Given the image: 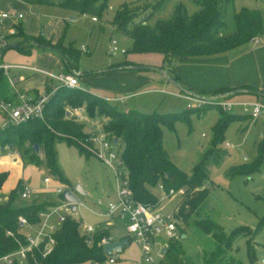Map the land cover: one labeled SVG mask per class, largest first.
Returning <instances> with one entry per match:
<instances>
[{"label":"rangeland","instance_id":"1","mask_svg":"<svg viewBox=\"0 0 264 264\" xmlns=\"http://www.w3.org/2000/svg\"><path fill=\"white\" fill-rule=\"evenodd\" d=\"M62 1L50 0L48 4H28L22 0H0V10L11 14L9 23L15 21L17 14H22L23 19L16 22L26 26L27 34L40 36L49 40L52 45L63 36L64 47L81 51L74 63L67 57L70 63L76 65V71L73 70L72 74H76L79 88L89 89L117 110L159 114L181 113V119L174 123L173 128L162 127V143L167 157L188 176L192 175L195 165L204 161L207 173L204 185L209 189V193L190 217L189 226L186 228L173 216L185 194V188L176 189L173 195H166L165 191L158 187L152 190L159 200L157 211L173 217L179 236L164 242L162 258H156L154 253V262L144 264L164 263L165 251L170 252L173 249L180 252L182 250L184 258L191 264H206V255L215 251L217 242L211 234L198 229L195 221L210 219L221 227L226 235L241 227H248L254 232L264 218V114L251 122L246 114L241 113V109L235 108L233 114L238 117L229 120L219 132V106L186 111L189 106H197L196 97L206 99L214 95L189 94L181 90L167 78L171 72L167 71V62L162 56L158 53L135 51L132 38L117 30L113 23L115 15L118 14L120 22L130 18V22L137 23L147 17L145 24L153 27L158 20L170 19L178 5L183 6L188 14L198 12L201 6L194 0H161L160 5L155 8L152 5L158 0H100L99 4L105 7L104 11L101 17H97V21H92V15L83 16L72 12L61 6ZM242 8L260 13L263 35L259 38L264 40V0L230 2L226 6V25L221 30V35H229L236 31L234 16ZM71 17H74V20H71ZM14 39L10 45L14 44ZM112 40L116 41L119 49L126 52H112ZM39 50L35 48L29 55L23 56L17 49H9L0 57V64H34L41 67L42 60H51L38 56ZM60 57L62 58L61 55ZM123 63L126 64L124 69H115L117 65ZM14 73L11 71L6 77ZM19 73L24 75L22 72ZM51 84L49 82V85ZM53 85L54 88L60 86L56 82ZM192 95H196L195 98L192 99ZM249 99L253 98L247 95L234 96L236 101ZM66 111L75 113L70 108H66ZM82 116H78L77 121L85 124V131L100 137L103 134L105 118L89 119L86 112ZM6 123L5 120L2 122L0 117V127ZM94 132L95 134H92ZM14 139L18 156L26 165L27 175H31L32 179L39 182L44 175H50L44 163L39 166L30 163L33 153L31 145L28 142L18 143V136ZM85 149L86 153L92 154L81 152L64 139H56L53 142L55 163L60 173L70 182L68 188L74 190L79 185L86 193L77 195L85 204V207L78 206L77 214L85 225L95 226L106 221L98 216L97 212L104 211L107 205L115 200L116 181L112 171L102 163L92 149ZM209 149H213V152L205 159ZM123 150L124 145H121L120 151ZM217 152L220 154H216ZM39 156L43 159L42 150ZM254 161L258 163L254 170L245 173L230 171L233 167L249 165ZM54 182L56 183L57 179ZM32 198V195L24 200L16 197L13 204L18 207L30 203ZM48 198L58 205L63 202L62 196L54 192L50 193ZM50 222L58 225L56 216H52ZM115 222L123 226L127 220L112 218L111 224L114 225ZM83 223L81 222L79 227L81 234L84 233ZM23 230L27 235L33 233L30 226H24ZM96 231L107 232L103 228L95 227L94 233ZM140 252V246L131 240L122 252L117 254L115 264H137ZM229 263L264 264V226L254 236L252 233L242 232L241 237L233 242L221 264ZM99 264H109L108 259Z\"/></svg>","mask_w":264,"mask_h":264},{"label":"trees","instance_id":"2","mask_svg":"<svg viewBox=\"0 0 264 264\" xmlns=\"http://www.w3.org/2000/svg\"><path fill=\"white\" fill-rule=\"evenodd\" d=\"M28 4H48L50 0H22ZM201 8L194 14H188L183 6L178 5L170 19L158 20L153 27L145 24L146 18L137 23L130 22V18L118 21L115 15L113 23L117 30L132 38L133 49L162 54L169 65L171 75L169 77L179 83L177 75L173 72V63L179 59L191 57L211 56L227 52L242 44L249 42L253 37L263 33V21L256 10L242 8L234 16L236 31L229 35H221L225 27L226 6L234 0H194ZM100 0H63L62 7L79 14L101 17L104 6ZM161 0L152 5L159 6ZM129 25H131L129 27ZM19 35L23 41L16 45L19 49L27 48L31 42H36L43 47H50L57 51L66 61L68 71L72 73L76 69L73 63L81 51H74L64 47L62 37L55 44L38 36L31 38L23 34L19 28ZM73 63H70L68 58ZM126 64L117 65L125 68ZM243 90L253 94H264L250 87ZM241 89V90H242ZM235 89H220L213 94H225ZM213 104H204L202 107L188 108L186 111L199 110ZM66 108H83L88 117H104L107 119L103 125V133L110 140H117L119 147L124 145L121 156L128 173L129 186L136 201L158 206L159 200L153 193V189L162 185L165 192L169 189L184 187L185 194L177 205L173 216L186 228L189 226L190 217L208 196L209 189L204 183L207 173L204 161L194 166L192 175L188 176L180 171L167 157L162 143V127L173 128L174 123L181 119V113L159 114L157 112L144 113L137 110L120 111L111 106L105 99L90 92L88 89L69 88L60 85L52 94L44 109V119L33 118L21 125H9L0 129V146L17 149L15 137L18 143L28 142L33 151L30 161L37 166L45 164L49 174L61 182H65L55 163L53 142L56 139H64L75 145L81 152L86 153L85 144L91 135L83 132V124L77 121L75 116L66 117ZM219 132L226 123L238 117L236 114L224 112L219 107ZM248 118V116H247ZM114 143V142H113ZM38 144L42 150L43 159L35 153L32 145ZM213 149H209L205 159L210 156ZM91 155L92 153L87 152ZM216 154H220L217 152ZM257 161L245 166L231 168L233 173H245L257 167ZM7 177L6 172L0 173V188ZM21 182L8 195L7 201L0 204V256L13 252L27 244V237L22 233L24 225L19 222L23 217L29 224L39 222L38 213L48 203H30L14 206V199L20 198ZM21 199V198H20ZM195 226L206 234H211L217 242L215 251L206 255V264H221L233 242L241 237L242 232H256L264 226V218L258 228L252 232L248 227L234 229L229 235L210 219L195 221ZM81 220L68 216L59 226L53 237L55 245L52 254L42 257L43 243L38 249H34L33 256L28 253L27 260L23 264H91L101 263L109 258L99 245L102 237L108 236L107 232L96 231L91 236L81 234L79 227ZM183 231V230H182ZM87 240H90L88 243ZM131 240L128 239V242ZM165 261L162 264H191L184 258V253L173 249L165 251ZM230 264V263H229Z\"/></svg>","mask_w":264,"mask_h":264},{"label":"built area","instance_id":"3","mask_svg":"<svg viewBox=\"0 0 264 264\" xmlns=\"http://www.w3.org/2000/svg\"><path fill=\"white\" fill-rule=\"evenodd\" d=\"M87 16L86 14H82ZM11 18L9 12L0 10V55L1 51L9 46L10 38L17 34V29L14 26H8L6 23ZM22 14H17L16 19L21 20ZM92 21H97L95 17L91 18ZM254 44L260 43V38L258 36L253 37L250 40ZM83 50V49H81ZM120 51L125 53L123 49H119L115 40H112V52ZM11 65L0 64V69L6 71ZM33 71L43 72L49 77L55 79L60 85L69 88H79L78 81L76 79V74L60 72L54 74L51 72L40 70L36 67H26ZM16 80L12 81L15 83ZM52 91L43 94L37 98H30L23 93H16V101L9 99L0 100V117L4 118L6 124L3 128L9 125H21L27 123L33 118L44 119V109L46 104L49 102ZM192 99L195 97H191ZM190 97L187 99L192 100ZM197 106L202 107L204 104H213L219 106L224 112L233 113L235 108L241 109V113L246 114L248 119L253 122L260 118L264 114V103L259 100H243L236 101L231 98V94H219L214 95L212 98H195ZM77 112V109H74ZM89 145V146H88ZM85 148H91L95 155L103 162V164L108 167L116 181V194L117 199L109 203L106 207V212L104 216L107 218H112L113 216L121 215L127 217V235L130 240H133L140 246L141 254L138 264L154 262V258H162L163 255V244L164 242L174 240L178 238V231L176 224L172 216H165L157 211V206H151L138 202L134 199L132 190L129 186L128 173L124 160L121 156L120 148L117 144L110 141L104 134L100 137L91 135ZM94 148V149H93ZM10 150L8 147L2 148L0 146V154L4 151ZM9 153V151H8ZM50 178L46 176L43 179L44 183H48ZM68 189V187H58L55 192L62 195V192ZM158 189L164 190L162 185H158ZM31 188L29 185H22L20 191L21 199H29L31 196ZM166 195H173L175 190L169 189L165 192ZM82 205L78 202L76 206ZM58 213V222L61 225L65 219L72 215L71 203L64 201L61 205L47 207L38 213L39 222L38 228L34 230L32 234L26 235L27 244L20 247L19 249L10 252L8 254L0 256V264H23L27 260V255L30 253L33 256L34 249H38L43 243L42 257H46L53 252L55 245L54 233L59 228L49 222V218L52 214ZM19 222L21 225L30 226L25 218L19 217ZM84 233L87 236H91L94 233V227L91 225L84 226ZM90 243V240H87ZM111 242L109 237H102L99 245L103 247L104 244ZM155 254V257L153 254ZM117 254L109 256V264H115L117 260Z\"/></svg>","mask_w":264,"mask_h":264},{"label":"crops","instance_id":"4","mask_svg":"<svg viewBox=\"0 0 264 264\" xmlns=\"http://www.w3.org/2000/svg\"><path fill=\"white\" fill-rule=\"evenodd\" d=\"M16 21H20V20L15 19V21L12 23H9L8 20L6 23L8 26H14L17 29V34L10 38L9 40L10 43L11 40H13L14 38H15L13 42L14 45H17L23 41V36L18 34L19 28L22 29L24 35L31 38H36V36L27 34L26 26H22L21 23H17ZM261 35L263 34H260L259 36ZM16 37H19V39L17 38L18 39L17 40ZM249 42H250L249 44L247 42L245 44H242L236 48H233L221 54H216L211 56L191 57V58L179 59L175 61L173 63L172 68L174 71L173 73L178 77L179 84L182 86V89L180 87L179 88L189 94L195 93L201 95L202 93V95L209 94L212 96L214 95L213 93L215 91H218L220 89H242L243 87H250L259 92H264V40H260V43L258 44H254L251 41ZM35 48L40 49L38 52V56L42 58L44 57L46 59H50L51 61L42 60L40 62L41 67H37L34 64H31V65H11L12 67H10L6 71L0 69V100L9 99L12 101H16L17 99L16 93L18 92L23 93L30 98H37L42 96L43 94L52 91V89L56 90L59 87L58 86L57 88H54L53 85L54 82L58 83L59 85L60 83L57 82L55 79L49 77L45 73L33 71L31 69L26 68V67H36L40 70L51 72L54 74H58L60 72L67 73L68 67L66 61H64L63 58L60 57L57 51L48 49L43 46L41 47L38 44H35L34 42H31L30 45L24 49H19L17 47L10 49H17L19 53L25 56V55H29L31 51ZM5 51L0 55V57L5 53ZM159 55L162 56L163 58L162 54ZM115 69H124V68L115 67ZM169 69L170 67L167 64L168 72ZM11 71H14L15 73L12 76L6 77V75H8ZM19 72L24 73V75H21ZM14 80H16V82L12 83V81ZM49 82H51L52 84L49 85ZM235 95L251 96V98L253 99H249V100H260V99L264 100V94H253L250 92H246L245 90H243L241 93L231 95V98L234 99ZM262 102L264 103V101ZM68 112L70 113L69 117L75 116L78 120V116L83 117L82 114L85 113V110L83 108H77V112H75L73 109V112L75 113H72L70 111ZM85 118L87 122H89L88 120L91 119L90 117H88L89 119L87 117ZM3 120L4 118H2V122ZM105 121H107L106 118ZM84 125L85 124H83V126ZM1 128H3V126L0 127V129ZM102 131H103V126H102ZM83 132L86 134H90L85 131V126L83 127ZM92 134H95V132ZM17 152H18L17 149H10L0 154V173L1 172L7 173V177L0 188V202L7 201L9 193L13 191L17 187V185L21 182V185L25 184L30 186L32 191L31 195L33 196L31 201H34L36 203H43V202L48 203L44 207V209L47 207L58 206V204H55L53 201H51L48 198V195L52 192L56 193L55 190L58 187H64V186L68 187V184L70 185L68 179L65 178L63 175L62 177L64 178L65 182H61L60 180L57 179V182L55 183L54 180L56 178H53L51 175H44V177L40 182L38 180L32 179L31 175H27L25 170L26 165L24 163V160H22V158L18 156ZM30 163L35 164L31 161ZM46 176L50 178L48 183L43 182V179ZM70 191H72L78 198L77 196L78 193H75L74 190L71 189ZM83 193L84 194L81 195L86 194L84 191ZM115 196L116 198L114 201H116L117 199L116 188H115ZM64 201L65 200L63 199V202ZM78 202L82 203V205H80L81 207H85L84 202L80 201L79 198H78ZM76 207L78 208V206ZM77 208H76V212L75 213L72 212V215L70 216L81 220V222L83 223L82 218L77 214ZM88 209L92 210L91 208ZM105 212L106 209H104V211L103 210L98 211L97 214L98 216L104 218L106 221H103L102 223H99L93 227L94 228L97 227L100 229L103 228L104 230H106L108 232L107 237L113 238L111 239V241H118L122 238L130 239L127 235V225H128L127 217H123L121 215L113 216L112 218L115 219H121V220L126 219L127 222L123 226L117 222H115V224L112 225L111 224L112 218L105 217L104 216ZM52 216H56V222H58L57 220L58 213L52 214L49 218V222ZM51 224L55 225L53 222ZM56 226L58 227L60 226L59 222L58 225ZM30 227L33 228V232H34V230L38 228V223L31 224ZM22 233L27 235L23 229H22Z\"/></svg>","mask_w":264,"mask_h":264},{"label":"water","instance_id":"5","mask_svg":"<svg viewBox=\"0 0 264 264\" xmlns=\"http://www.w3.org/2000/svg\"><path fill=\"white\" fill-rule=\"evenodd\" d=\"M72 20H74V17H71ZM35 44H37L36 42H34ZM40 46V45H39ZM16 45L12 44V45H9L7 46L6 48H4L2 51H1V54L7 50V49H10V48H15ZM42 47V46H41ZM48 49H52L50 47H47ZM167 78L175 85H177L178 87H180L182 89V86L175 82L174 80H172L170 77L167 76ZM243 90L241 89H235V90H232L229 92V94L233 95V94H238V93H241ZM192 96H196V95H192ZM66 116L69 117L70 116V113L68 111H66ZM114 143L117 142L116 139H114L113 141ZM32 149L35 151V153H39V145L38 144H34L32 145ZM74 192L75 193H78V194H84L81 187L79 185H77L74 189ZM62 198L67 201V202H70L71 203V210L73 213L76 212V204L78 203V198L76 197V195L68 190V189H65L63 192H62ZM184 236V235H182ZM128 243V238H122L118 241H111V242H108L106 244L103 245V251H104V254L106 256H111L113 254H120L123 250V248L127 245Z\"/></svg>","mask_w":264,"mask_h":264}]
</instances>
